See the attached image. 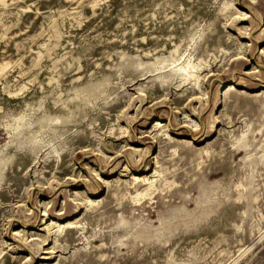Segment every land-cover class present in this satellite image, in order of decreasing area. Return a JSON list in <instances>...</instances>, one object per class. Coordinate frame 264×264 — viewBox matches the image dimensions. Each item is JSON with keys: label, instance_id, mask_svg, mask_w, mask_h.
Segmentation results:
<instances>
[{"label": "rangeland", "instance_id": "1", "mask_svg": "<svg viewBox=\"0 0 264 264\" xmlns=\"http://www.w3.org/2000/svg\"><path fill=\"white\" fill-rule=\"evenodd\" d=\"M0 264H264V0H0Z\"/></svg>", "mask_w": 264, "mask_h": 264}, {"label": "bare ground", "instance_id": "2", "mask_svg": "<svg viewBox=\"0 0 264 264\" xmlns=\"http://www.w3.org/2000/svg\"><path fill=\"white\" fill-rule=\"evenodd\" d=\"M187 66H188V65H187ZM193 67H195V66H193ZM184 70H185V69L183 68V71H182V72H184ZM229 87H231V86L229 85ZM156 124H158V123H156ZM52 225H56L55 222H49V224H48L47 226L49 227V226H52ZM56 226H57L56 230L58 231L59 228H61V226H59V225H56Z\"/></svg>", "mask_w": 264, "mask_h": 264}]
</instances>
